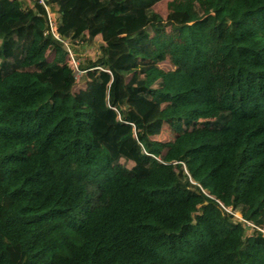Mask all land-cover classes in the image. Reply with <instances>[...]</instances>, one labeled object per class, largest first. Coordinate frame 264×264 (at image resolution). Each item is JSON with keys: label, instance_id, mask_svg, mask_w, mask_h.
<instances>
[{"label": "trees", "instance_id": "16d2710c", "mask_svg": "<svg viewBox=\"0 0 264 264\" xmlns=\"http://www.w3.org/2000/svg\"><path fill=\"white\" fill-rule=\"evenodd\" d=\"M46 4L109 82L0 0V264H264V0Z\"/></svg>", "mask_w": 264, "mask_h": 264}, {"label": "built area", "instance_id": "2783aa9c", "mask_svg": "<svg viewBox=\"0 0 264 264\" xmlns=\"http://www.w3.org/2000/svg\"><path fill=\"white\" fill-rule=\"evenodd\" d=\"M37 2L38 5H41L45 11L46 16V22L48 29L45 33L47 36H51L53 39L58 41L64 48V50L67 53V66L73 71L74 77L76 78V73H84L86 71H81L79 69L80 66V58L77 57L80 56L79 53H77L76 49L79 48V46H82L84 49H87L86 46L83 45V43L79 39H66L62 37L58 30H57V12L58 7H50L46 4L47 0H34ZM88 51V50H87ZM86 51V53H87ZM85 53V54H86ZM85 55L84 53H82ZM81 55V56H83ZM226 212H228L233 219L239 220L242 224H244L247 234L253 235L256 234L258 236L264 237V226H256L252 222H249L247 220H244L239 213H232L229 209H225Z\"/></svg>", "mask_w": 264, "mask_h": 264}, {"label": "rangeland", "instance_id": "374dc122", "mask_svg": "<svg viewBox=\"0 0 264 264\" xmlns=\"http://www.w3.org/2000/svg\"><path fill=\"white\" fill-rule=\"evenodd\" d=\"M138 30V27L134 28L131 33L133 34L134 32H136ZM88 50V51H87ZM87 50L85 49V52L81 49H76L77 53L80 54L79 57H77L78 59L80 58V66L85 65L86 61L90 58H93L94 56H97L99 54L98 48L97 46L95 47H90L87 48ZM87 51V53H86ZM82 53H86L85 55H83ZM83 55V56H81ZM79 66V68H80ZM76 82L80 83V82H87L88 86H94L91 87L93 88L95 91H103L106 89L107 85H108V80H103V79H98L96 77H93L92 75L88 74V73H76ZM169 98H156L155 101L158 104H161L160 108L158 109L157 114L160 115L161 117L167 118V120L169 121L170 125H171V130L173 132H179L180 131V123L177 121V117L179 116L180 113V109L179 108H173L170 107L169 103H166L167 101H169ZM115 170L117 171H122L121 167L118 166L115 168Z\"/></svg>", "mask_w": 264, "mask_h": 264}]
</instances>
